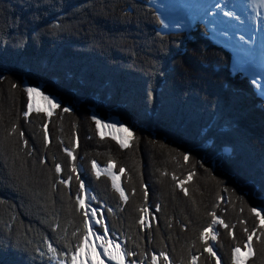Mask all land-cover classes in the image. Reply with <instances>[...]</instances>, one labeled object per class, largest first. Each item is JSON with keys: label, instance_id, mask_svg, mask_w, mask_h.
Segmentation results:
<instances>
[{"label": "trees", "instance_id": "1", "mask_svg": "<svg viewBox=\"0 0 264 264\" xmlns=\"http://www.w3.org/2000/svg\"><path fill=\"white\" fill-rule=\"evenodd\" d=\"M160 19L150 0H0V264H52L45 237L61 252L76 245L72 233L83 228L79 185L65 147L104 207L109 233L136 253L130 261L149 264L154 251L164 250L173 264H191L193 255L196 264H216L199 238L212 211L232 231L219 227L214 251L221 264H233L234 246L243 249L244 228L259 223L250 208L264 204V100L245 74L233 72L232 54L209 39L204 25L190 34L163 32ZM39 83L63 103H80L77 114L26 121L24 88ZM90 106L124 122L135 135L132 145L101 138ZM93 160L125 169L127 202L107 175L93 174ZM190 171L185 196L171 177ZM68 175L69 185L60 184ZM156 204L157 222L142 229L138 207ZM253 245L245 264H264V235Z\"/></svg>", "mask_w": 264, "mask_h": 264}, {"label": "snow or ice", "instance_id": "2", "mask_svg": "<svg viewBox=\"0 0 264 264\" xmlns=\"http://www.w3.org/2000/svg\"><path fill=\"white\" fill-rule=\"evenodd\" d=\"M261 4H264V0H260ZM209 7L215 9H219L221 12H223L224 16L228 17H235L236 20H239L240 17L236 16L234 11H224L225 8H228V4H224L223 7H221V4L214 3L209 5ZM253 8L257 7L256 3L252 4ZM205 14H207V9H205ZM219 15V13H217ZM167 17L164 19L159 20V24L162 26V29H167L169 27L168 23L165 22ZM52 27L59 28L60 24L54 23ZM178 27V25H177ZM160 33H157L159 35ZM244 37L241 36L240 39H243ZM20 43H23V40L20 41ZM2 78V77H0ZM253 85L257 84L256 80L252 81ZM13 87H16L15 84H13ZM24 91L27 93V105H26V111H24L22 114L24 117H28L29 114L35 109V111L40 112L44 111L48 115H51V112L48 108L41 109L39 107H35V95H40L41 99L44 100L47 104H49L52 107H56L57 105H54L52 102V99L50 96L45 95L44 93L40 92L38 87L34 86H26L24 88ZM259 91L261 93L262 98H264V84L260 85ZM63 111L70 112L71 108L65 107ZM91 119L95 122L96 128L99 131L101 127L108 128V129H117V125L113 123L106 122L105 120L99 119L97 115H92ZM44 128V143L45 145L48 144V131H47V125L45 124L43 126ZM17 131L16 124H13L10 132L15 133ZM118 131L120 132H128L129 138L133 136L132 132L125 128L124 124H120ZM101 135L103 133L101 132ZM113 139H118V142L121 146V148L128 147V143L125 138L117 137L115 133H111ZM19 136L22 139L23 145H28V140L23 139L24 133L23 131L19 132ZM63 151L68 155V157L71 158V161L73 163L71 164L70 172L75 173V179L78 182L79 188L78 192L76 194L75 200H76V207L78 210L81 211L82 214V224L83 228H77L75 232L72 233L74 237H77V243L73 247L70 244L65 245V250L63 252L59 251L57 247L53 246V243L50 242L46 237L43 238V243L45 244L47 248V254H50V259H56L59 260V264H104V259H101L100 252L97 251V248H99L104 258L108 259L109 261H114L115 264H126V257L131 258L136 256V253L134 251H129L127 249V246L121 247V244L116 240L114 237L109 236V228L104 223L102 218H97V212L98 208L92 207L91 201L95 200V196H89L87 197V203L85 200L83 193H85V183L84 180L81 179L78 166L75 163L76 157L73 155V151L71 148L65 147ZM30 155V153H29ZM183 159L187 161L189 159V154L184 153ZM44 161L41 160V163ZM91 167L93 171L95 172L96 176L99 177L102 172H106L108 176L111 179V186L113 189H115L120 196V199L124 202H127L128 195L125 192V189L121 186L119 176L121 173L125 172V169L123 167H120L118 172L113 171L114 163L112 160H109L107 164L101 168L95 160L91 161ZM61 165L59 163L55 164V172L57 174L61 173ZM195 175L194 171H190L187 173L186 177L184 179H178L175 174H172V180L175 182L176 186L181 189V191L184 193L185 196L189 195V189L186 187V184L188 181H191L193 176ZM73 179L72 175H68L67 178L60 179L59 183L68 186L69 182ZM53 188H55V184L52 185ZM141 187L143 188L144 192V200L147 201L148 198V186L141 183ZM132 193L135 194V188L132 189ZM3 202V201H0ZM260 208H264V204L258 205L257 207L250 208L251 213L255 214L256 218L259 220V223L252 229L251 232L248 231L247 228H244V232L247 233L246 240L243 244V251L246 253V255H242V248L240 245H236L231 249L232 253V261L233 264H245L246 260L253 255V237L256 236L257 241L260 240L261 235H264V216L261 215ZM161 210V206L159 204H156L154 206V213H158ZM109 213L112 212L111 208H108L107 210ZM137 211L140 213L139 218L137 220V223L144 228L149 227L150 225L146 222V216L149 214V209L147 206H140L138 207ZM243 211V209H241ZM152 214V219L155 220V214ZM211 216V222L204 227L200 233L199 238L204 242V251L209 253L211 256L216 257V264H220V258L217 256L216 251L213 250V246L209 243V240L215 241L216 240V234L213 231V228L215 225H220L224 227L225 229L229 230V235H232L231 228L228 224L225 223V221L221 218H219L216 215L215 211H212L210 213ZM89 217L95 220V224H91L89 221ZM12 221H15V216L11 217ZM99 226V228H97ZM171 225H169L170 227ZM12 225L6 223L5 228L11 229ZM52 227L58 228L59 224L56 223L52 225ZM257 228L260 229V235L256 234ZM79 233V236L77 234ZM95 237V240L93 241L91 238ZM37 252L40 253L41 256L46 255L45 252L40 251L39 247L35 249ZM86 250V252H85ZM146 255V253H141V256ZM61 256L63 259H61ZM161 258H162V264H173L172 260L169 258V254L164 251L160 250L157 254L155 251L151 254L150 260L151 264H161ZM197 257L193 255L191 257V264H196ZM130 264H137V261L135 259H132L130 261ZM139 264H144L143 260L139 262Z\"/></svg>", "mask_w": 264, "mask_h": 264}, {"label": "rangeland", "instance_id": "3", "mask_svg": "<svg viewBox=\"0 0 264 264\" xmlns=\"http://www.w3.org/2000/svg\"><path fill=\"white\" fill-rule=\"evenodd\" d=\"M179 1L180 0H150V5L152 6V3H153L152 7H154V9H156V12L159 13L161 19H164L165 17H167L165 22L168 23L169 27L165 30L167 32H170L173 30H183V31H185V33L190 34L195 30V28H196L195 26L197 24L199 25L200 22H202L208 27V29H209L208 32H210L209 34H210L211 40L214 43L223 46L227 50H231V47L236 46V45H240L241 48H245L246 50H248L250 47L248 44H250V43L253 44L252 47L255 51L253 53V57H250V56L249 57L248 56L243 57L242 55L240 56L239 53L235 54L232 51L234 56H233L231 66H232L233 72L242 73V74L246 73L249 76L248 78L251 82L253 80H256L257 84L255 86L260 88V85L264 84V47L258 49V51L256 52V49H257L256 46H258V43H260V41H262V42L264 41V20L260 16H257L256 14H254L255 8L252 7L253 0H216V2H212V0H210L211 4L219 3V4H221V7H223L224 4H228L229 7L225 8L224 11H234L236 16L240 17L239 20H236L235 17L224 16L223 12H221L219 9L214 10L213 8L209 7L210 4H207L209 0H201V2L206 4V6L204 4L201 5V9L203 10L202 12L197 10V7H193L197 0H181L180 4H178ZM190 3H193V4L189 5ZM175 5H177V6H175ZM169 7H173L171 14L169 12ZM206 8H207V14H205ZM217 13H219V15ZM262 15H264V13H262L261 16ZM256 20H257V22H261L260 27H259V24L256 23ZM177 25H178V27H177ZM260 28H263V29H261L262 30L261 31L262 37L261 38L253 37L254 40H251L252 42H249V43H247L246 37H244L243 39H240L241 35H239L238 37H236V35H235V32L237 31V29H240V31H237V32L245 33V32H248L249 30H251V31L254 29L258 30ZM166 31H164V32H166ZM237 35H238V33H237ZM256 42H257V44L255 45ZM26 86L38 87L40 92L44 93L45 95L50 96L53 104L57 105L56 107H52L49 104H47L44 100H42L40 95H38V94L35 95V107H39L41 109L48 108L51 112V115H48L44 111L37 112L34 109L29 114V116L27 118L25 117L26 121H29L33 114L35 115V114H40V113L43 114L44 116H46L45 118L47 119V121L48 120L51 121L55 116H57L59 111L61 112V114L67 112V111H63V109L65 107L71 108V111L68 113H72V114L76 113L77 109H79L80 103H78V102H75L74 103L75 105L66 104V103H63L62 100L59 99V97L45 93L43 83H39L38 85H28L27 84ZM260 96H261V94H260ZM87 109L89 112L87 114L90 117H92V115L95 114L98 116L99 119H102V120H105L106 122L113 123V124L117 125V129H108V128L101 127V129L99 131L97 130V133L101 138H109V139H111V140H113L119 144L118 139L112 138L111 133H115V135L117 137L122 136L123 138L126 139L128 145H129L128 147H130L132 145V142L135 140V135L130 130V128L124 122H122L117 116L110 115V114H106V115L102 116V115L97 113V111L95 110L94 107H91V106L88 107ZM120 124H124L125 128L129 129L132 132L133 136L131 138H129L128 132L118 131ZM95 126H96V124H95ZM101 132L103 133V135H101ZM128 147H126V148H128ZM97 164L101 168H103L105 166V165L104 166L100 165L98 162H97ZM115 167L116 166L114 164L113 171H117L115 169ZM214 167L216 168L215 165H214ZM79 168H80V171H82V168L81 167H79ZM92 172L96 176L93 169H92ZM102 175L108 176V174L106 172H102L100 176H102ZM119 180H120L121 186L123 187L122 173L119 176ZM178 189L181 190L179 187H178ZM82 195H84L86 203H87V197L95 196L86 184H85V193H83ZM96 202H97V199L92 200L91 205H92V207L98 208L97 218H102L104 223L107 225V220H106V215H105L106 211H104L105 209L103 206L101 207V206L97 205ZM148 209H149V214L146 216V222L151 226L152 224H155L157 222L158 217L154 213V208H152V206H149ZM259 210L261 212V215L264 216L263 215L264 214V208H260ZM78 211L81 212L80 210H78ZM153 213L155 214V220L152 219ZM216 215L219 218L223 219L220 215H218V214H216ZM89 221L91 224H95L94 219H93V223H92L91 217H89ZM149 227H147V228H149ZM219 227L224 228L220 225H215L213 228V231L215 232L216 237H217L216 240L215 241L209 240V243L213 246V250H215V246L217 245V240L219 237ZM97 228H99V226H97ZM142 229H146V228L142 227ZM109 236L114 237L110 233H109ZM114 238H116V240L121 244V247L125 246L124 245V243H125L124 239H121L118 235H116V237H114ZM99 251H100V249H99ZM254 251H255V247L253 245V255L250 257L254 256ZM241 254L246 255V253H244L243 249H242ZM217 256H218V254H217ZM100 257H101V259H104L105 264H115L114 261H109L108 259L104 258L102 251H101ZM61 259H63V258H61ZM215 260H216V257H215ZM196 263H197V260H196ZM52 264H59V260L53 259ZM126 264H130V260L127 257H126ZM137 264H139V262H137ZM144 264H146V263L144 262ZM149 264H151V262ZM161 264H162V261H161ZM220 264H221V262H220Z\"/></svg>", "mask_w": 264, "mask_h": 264}, {"label": "bare ground", "instance_id": "4", "mask_svg": "<svg viewBox=\"0 0 264 264\" xmlns=\"http://www.w3.org/2000/svg\"><path fill=\"white\" fill-rule=\"evenodd\" d=\"M212 2H216V0H212ZM253 3H256L257 4V7L255 8L254 10V14H256L257 16H260L263 20H264V15L261 16L262 13H264V4H261L260 3V0H253ZM204 4L206 6L205 3L201 2V0H197L196 3L194 4L193 7H201V5ZM207 4H210L211 5V1L209 0ZM245 6V5H244ZM248 22V21H247ZM256 23L259 24V27H260V23L261 22H257L256 20ZM251 29V28H250ZM261 29L263 28H260L258 30L254 29V30H249L248 32H245V33H242V32H237V31H240V29H237V31L235 32V35L236 37H238L239 35L243 36V37H246L247 38V43L249 42H252L251 40H254L253 37L255 38H261L262 37V33H261ZM102 31V30H101ZM238 33V35H237ZM251 44V43H250ZM257 44V42L255 43V45ZM253 45V44H252ZM259 45H264V41H260V43H258V46H256L257 48H260ZM248 48V47H247ZM193 79V78H192ZM189 86V85H188ZM197 92V91H196ZM186 95V94H185ZM189 97V96H188ZM188 99V98H187ZM228 108V107H227ZM148 115V114H147ZM233 121V120H231ZM230 121V122H231ZM239 121V120H238ZM240 125H241V121H240ZM238 126V125H237ZM247 126V125H246ZM243 129V128H242ZM237 131V130H236ZM194 136V135H193ZM217 140V139H216ZM221 141V140H220ZM200 155V154H199ZM224 160V159H223ZM209 164V163H207ZM30 215V213H29ZM92 223H93V219H92ZM28 224V223H27ZM31 224V223H30ZM26 226V225H25ZM32 226V225H31ZM26 228V227H25ZM24 228V229H25ZM39 232V231H38ZM34 237V236H33ZM29 238V237H28ZM93 241L95 240V237L93 236L91 238ZM28 242V241H27ZM33 243V242H32ZM43 246V245H42ZM9 249V248H8ZM98 252H100L101 254V250L99 251V248L97 249ZM8 251V250H7ZM86 252V250H85ZM21 254V253H20ZM32 254V253H31ZM30 254V255H31ZM7 257V256H6ZM4 259V258H3ZM18 261V260H17ZM4 262V261H3ZM104 264H105V261H104Z\"/></svg>", "mask_w": 264, "mask_h": 264}]
</instances>
